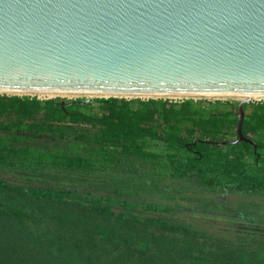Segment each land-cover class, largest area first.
Masks as SVG:
<instances>
[{
    "label": "trees",
    "instance_id": "1",
    "mask_svg": "<svg viewBox=\"0 0 264 264\" xmlns=\"http://www.w3.org/2000/svg\"><path fill=\"white\" fill-rule=\"evenodd\" d=\"M80 101L0 95V172L95 180L0 178V264H264L218 225L264 226V100L243 104L236 144L239 101Z\"/></svg>",
    "mask_w": 264,
    "mask_h": 264
},
{
    "label": "water",
    "instance_id": "2",
    "mask_svg": "<svg viewBox=\"0 0 264 264\" xmlns=\"http://www.w3.org/2000/svg\"><path fill=\"white\" fill-rule=\"evenodd\" d=\"M0 95L240 99L249 143L264 0H0Z\"/></svg>",
    "mask_w": 264,
    "mask_h": 264
},
{
    "label": "rangeland",
    "instance_id": "3",
    "mask_svg": "<svg viewBox=\"0 0 264 264\" xmlns=\"http://www.w3.org/2000/svg\"><path fill=\"white\" fill-rule=\"evenodd\" d=\"M93 99L96 98H101V97H96V96H91ZM90 96L87 97H74V96H61V97H54V98H59L61 100H69V101H73V100H78V99H86V98H91ZM166 98V97H163ZM53 99V97H52ZM131 99V98H128ZM202 99V98H201ZM206 99H211V98H206ZM213 100V99H212ZM222 101H226V100H233V101H239L240 99H220ZM264 100L263 98H259L254 100V102L257 101H262ZM98 106L92 105L91 108L87 109V112L94 114L96 112H98ZM30 177H33L34 179H29ZM0 178L5 179L6 181H8L10 184H20V185H24V186H44L47 185V183L42 182V181H38V178L41 179H45L47 181H49L51 184H53L54 186L58 187V188H62V187H70L74 184H93L95 182L94 179L91 178H87V177H83V176H73V175H66V174H53V175H35L32 173H28V172H24V173H14V174H8L5 172H0ZM139 215H141L142 217H145L147 214L144 212H138ZM185 221H193L195 220V222H197L198 226H202L201 229L202 230H207L209 232H214L215 229L209 227L211 226L214 222H207L206 220L203 219H198L197 216H186L184 218ZM203 222V223H202ZM218 225H224L226 227H224L225 229H232L235 232H239V234L237 235V238H248L250 241L253 240L255 243L254 244H261V246L264 245V226H261L260 228L257 227H248L243 229L244 227H234L230 228L231 226L225 223H221ZM219 227V226H218ZM236 229V230H235ZM247 233V234H246ZM254 238V239H253Z\"/></svg>",
    "mask_w": 264,
    "mask_h": 264
},
{
    "label": "built area",
    "instance_id": "4",
    "mask_svg": "<svg viewBox=\"0 0 264 264\" xmlns=\"http://www.w3.org/2000/svg\"><path fill=\"white\" fill-rule=\"evenodd\" d=\"M29 97L33 98V97H36L37 99L39 100H48V99H52V97H49V96H40V95H28ZM54 98V97H53ZM161 99V98H159ZM162 99H169L171 101H180V100H184V99H189V98H175V97H166V98H163ZM193 100H199L201 98H191ZM203 99V98H202ZM206 99V98H204ZM208 100H212V99H208ZM213 100H220V99H213Z\"/></svg>",
    "mask_w": 264,
    "mask_h": 264
},
{
    "label": "bare ground",
    "instance_id": "5",
    "mask_svg": "<svg viewBox=\"0 0 264 264\" xmlns=\"http://www.w3.org/2000/svg\"><path fill=\"white\" fill-rule=\"evenodd\" d=\"M40 96H42V95H40ZM49 97H55V96H49ZM60 97V96H59ZM91 97V96H90Z\"/></svg>",
    "mask_w": 264,
    "mask_h": 264
}]
</instances>
